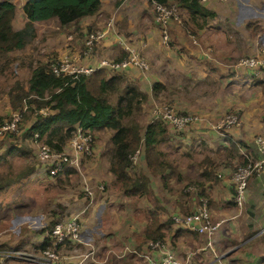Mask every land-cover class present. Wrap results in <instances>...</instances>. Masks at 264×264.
I'll return each instance as SVG.
<instances>
[{"label": "crops", "instance_id": "obj_1", "mask_svg": "<svg viewBox=\"0 0 264 264\" xmlns=\"http://www.w3.org/2000/svg\"><path fill=\"white\" fill-rule=\"evenodd\" d=\"M9 1L14 6L11 25L14 29H20L26 20L22 13V4L24 0ZM201 4L208 10H211L215 13V19H217L216 21H220L221 19L229 20L231 23L229 24L231 28L233 30L240 31L239 33L241 34L246 33V24L253 23L256 25L253 33L258 39V43L260 45H257L255 41V46L253 45L254 48H252V43H249L248 46L240 50L242 56L253 55L261 48V46H264V32L261 34V30H264V0H226L225 2H220L217 0H205L204 2H201ZM179 11L181 12L183 19H186L185 12L181 10ZM103 19H105L104 22H102ZM50 20L54 21V19H49L47 21ZM47 21H41L40 23L45 24ZM101 22L102 26L98 28ZM211 22L209 25H211ZM54 23L56 25L53 26V28L55 27L54 30L56 29V34L58 37L60 36L61 39L57 37L54 39L50 35L43 36L41 33V31H44L43 27H37L38 23L34 22L35 39L33 41H36V51H39L41 46L50 49V51L44 52L42 50V53L35 60L29 59L32 61V66L35 65L36 61H43L44 57H48L49 55H55V60L58 61L66 56H73L75 64L90 66L95 69L103 68L107 74H110V72L106 70L105 67H100L101 61H103L104 57L109 53L111 60L117 59L120 55V52L123 51L127 53V50L124 49V46H126L130 50L139 52L148 64V68L144 71L130 68L124 73L129 80L136 82L139 88L147 93L148 98L150 97L149 99L147 98V100H152V83L159 82L163 86V88L159 91L161 92L162 90L167 89L168 79L177 82V80L173 78V76L176 75H181L183 78L191 79L185 75H189L192 71H195L194 74L197 76L198 80L205 81L208 79L211 82L217 81L218 86H222V88L225 87L226 89L227 86H230L234 90L238 89V91L247 89V87H249V85L253 82H264V79H262L260 76L253 75L249 69L236 66L231 67L232 63H223V61L228 60L218 61L212 58L209 51L215 50V43L211 40V38L208 39V36H204L196 46L192 45L190 40L188 41V39H193V37L197 38L198 33L200 34L207 32L205 28L209 26L196 29L190 25L189 27L192 29L193 33H187L181 23L178 22V24L177 22L171 21L167 26L169 41L166 44H163L160 30L154 22L153 10L152 6L149 4V0H100V8L97 13L83 18L77 23V25L81 28V35L69 32L72 26L64 29L58 27L56 20ZM232 23L234 24L232 25ZM106 24H109V27H106ZM87 25L90 26V29L98 28L101 30L104 27L103 30H105L104 36L100 39L99 44L95 48L97 53L94 54L95 51L91 52V56H84L83 54V50L85 49L83 43L84 32ZM49 44L50 47L48 46ZM221 48L225 50L224 46ZM47 52H50L51 54H47ZM79 52L81 53L82 57H79ZM225 52L226 54H229L230 49L228 48L225 50ZM221 55L222 58H225L223 53ZM51 61L52 60H50V62ZM203 61L206 62L203 63ZM19 67L25 69L23 73L24 76H16V78L20 79L21 81H25L23 82V86H25L30 70L28 67L26 68V62L25 64H21ZM224 71H227V75H223L222 72ZM199 73H202L201 76H198ZM177 88L179 93L186 96L187 93L184 91L182 86ZM159 92L157 93L158 95L160 94ZM196 96L190 97L188 102H191L193 100L192 98ZM3 97L5 96L3 95ZM172 100L174 103V99ZM175 100L177 105L183 107L179 109H182L188 113H195L200 117V119L203 117L205 118L202 120L193 121L178 130L165 125L166 130L169 129L172 130V132L183 133V136L181 137L173 135L170 138H172L174 141H177L178 143L188 146L192 145L193 148L194 146H198V143L200 142L201 145H205V154L207 151L206 155L210 159H212V157L208 155L211 153L210 150L217 147L216 150L219 151V156L222 159L219 160L220 165L216 166V170L213 168V172L215 171L214 173L218 180L213 183L208 181L204 182V191L207 193V198L209 200L207 206L209 209L210 218L212 221L221 220L217 230L210 237V239L213 241L212 243L214 244H210L209 247H206V239L203 235L197 234V238L195 239L191 236V233L185 231L183 232L186 235L185 241L187 240L189 243L185 245L186 249L184 250V253L189 257L192 254L191 250L194 249L193 245H195L196 250H200L203 258L208 255H211L212 257L210 260H205L204 262H207L204 264H215L213 262L217 261L219 264H223L224 261L221 259V257L230 253H234L232 255L234 259H236V264H264V260L262 259V256L264 255V247L261 246L259 242L260 240L258 239V235L260 234V227L258 226L261 225V228L264 226V200L259 195V192L264 190V181L261 179V177H252L251 185H248L250 188H247L246 202L244 203L249 204L251 197L256 194L257 199L255 202H253V212L255 215L252 221V230H255L256 233L244 241L241 240L239 244L233 245L234 240H236L237 233H239L241 230L245 234L248 232L247 224L245 222V217L247 220V213L244 217L239 216L244 207L239 209L232 202L233 191L230 184V174L232 170L229 169L228 163L222 164L223 160L227 159L228 161H233L236 158L238 159L239 156L245 159V161L247 157H257V152L253 143V136L256 134L264 135V113L253 111V102L250 104H244L237 99V101L234 103L238 105L237 109L242 113L241 122L236 126H229L223 130H215L213 127L214 124L211 123L212 119L209 118V115L211 114L213 116V114H222L226 112V107L219 106V108H213V105L203 104L201 102H199L197 105H192L186 104L180 99ZM6 106L8 107L7 97ZM6 112H9L10 114L12 111L6 110ZM149 115L150 119L146 120L145 123L154 120L151 109L149 110ZM204 122L208 123L209 127L206 126ZM28 124L29 123L26 125ZM229 139L236 146L235 152H230V142H228ZM201 140L203 141V144ZM189 141L195 142L191 144ZM3 145H5V143ZM2 149L3 148L1 147L0 150ZM174 150L177 154L193 156L187 154L186 152H181V147L179 144L175 145ZM138 152L137 160L139 159L141 165L140 169L138 166L135 167V169L140 170L142 173H146L141 152ZM25 161L26 158L19 155H11L6 157L5 160L0 161V174L5 172L6 169L8 170L12 167L13 169L15 168V171L20 170L19 168L25 164ZM172 164L174 166V170L178 172L181 177L180 179H169L168 188L162 187L158 177H149V195H152V199H156L157 201L156 211L159 214L160 222L165 221L167 218H171V216L174 214H182L183 207L193 210L197 202L198 189L195 188V185H192L194 188L190 190H185V187L181 189V194L185 196V198L187 197L188 200L182 203L183 207L180 209L173 205L170 206V204L162 201V198H170L171 196H169V194H174L176 189L179 187L178 183L180 180H182L184 175L179 170L180 168L178 165H176V162H173ZM73 169L77 170L74 165L67 166L56 176L50 177L45 174L38 164H36V166H33L32 171L27 175V177L21 178L18 182L2 189L6 194L3 196L1 195V198L7 199L6 196L11 188H19L15 196L11 195L9 197L8 202L3 201L2 203V201H0V231L4 232L5 234V238L0 240V245H4L0 250L11 247L20 248V241L17 240L21 239L22 237L35 242L32 245H39L42 242L46 231L42 228L39 229L42 224L45 225L43 222L44 219L49 221V224H52L56 220L66 217L68 214H78L81 226L83 225V228H80L79 232L80 243L78 248L79 250L84 249L88 252L82 256L81 253H78V257L75 259L73 264H83L88 255L94 259V262L102 263V259L105 257L104 253L108 250V248L120 245L121 241L114 237L113 234L109 235L107 233L105 234L107 235L106 237L102 239L97 238L96 240L92 237L93 233L99 234V232L92 230L91 227H86L87 224L92 221V215L94 214L91 213V210L88 213L86 211L81 212V209L84 205V199L82 198V195L76 198L75 195L72 196L69 194L66 196V200H61L59 196L52 190L53 193H51L50 199L66 208H63L60 213H52L50 211V216H46L45 211L43 212L42 208L46 206L42 203L44 197L41 195V193L45 192L48 194L49 190H51L49 188H53L51 185H49L51 180L55 179L57 181H61V174L65 175L68 172L74 173ZM198 171H200V168ZM91 181H99L103 184V186L105 184L107 185L108 182H115L111 173L107 172L103 174L95 172L94 177L92 178L91 176ZM80 183H82L81 179ZM54 189L58 192L62 190V188ZM2 190H0V192ZM95 194L96 196L102 195L101 198L103 199L107 197L105 190L102 192L96 190ZM47 197L48 195L45 197L46 200L49 198ZM92 203L93 200L91 205ZM98 203H100V201ZM100 204L103 205V203ZM100 204L97 206H101ZM110 213L116 214L117 212L111 211ZM37 224L39 228L34 227V225ZM48 225L46 227H48ZM172 226L173 230L170 232L171 241H169V243L166 237L167 235H165L162 240H159L160 245L158 247H150L148 242L152 240L148 239L143 240L141 245H139L138 240H142L141 233V236L136 239L137 243L135 245V249L134 247H130L131 249H129L128 246L124 247L128 251V254H131L133 257H135V259L142 261L145 264H147L148 259L157 261L164 251H171L174 257H176L181 251V235H179V233H174L176 226L171 223V229ZM85 230H88L89 232H85ZM167 232L168 231H166V233ZM249 239H251V242L246 243ZM174 240H176L175 243L173 242ZM171 244L173 245V249L170 247ZM76 250L73 251L76 252ZM219 250H222V254H220V256H216V251ZM226 251L227 254H224L223 252ZM62 252L64 253V256L62 258L63 260H61V263L65 264L68 262L65 261V259H68L71 255H66L65 250H62ZM214 256L217 258L215 259ZM129 259H132V257ZM175 259L178 260L179 258ZM179 262L180 264H184L180 260ZM191 262L193 264L195 263L194 260H191ZM129 264L133 263L130 262Z\"/></svg>", "mask_w": 264, "mask_h": 264}, {"label": "trees", "instance_id": "obj_2", "mask_svg": "<svg viewBox=\"0 0 264 264\" xmlns=\"http://www.w3.org/2000/svg\"><path fill=\"white\" fill-rule=\"evenodd\" d=\"M153 3L167 6L174 4L178 10L185 12L186 19L179 21L178 13L177 21L187 33H193L190 25L196 29L209 26L215 16V13L205 8L200 0H149L151 6ZM99 8L100 0H24L22 13L26 19L25 23L20 29H14L11 25L14 6L9 0H0V56H5L13 50H22L26 44L30 43L35 36L34 22L54 19L59 28L65 29L72 26L69 32L81 35L82 31L77 23L97 13ZM245 27L255 28L256 25L248 23ZM91 30L87 25L84 37ZM98 44L99 42L95 44L92 52ZM126 55L127 53L122 51L114 60L122 59ZM55 59V55L45 56L43 61H36L34 66L31 64L32 61L28 60L26 67L30 72L25 86L20 79L16 78L15 70L8 72L7 76L13 78L12 82L6 90H0V93L5 92L9 110L20 113L17 122L19 134L16 136L14 132L6 136L9 141L0 151V161L11 155H19L27 159L30 155L27 141L33 135L38 142L48 146L51 150L60 151L71 137L75 127L89 133L109 129L111 130L109 136L111 154L108 170L114 181L118 183L123 196L141 198L148 195L150 193L149 177H158L163 188L169 187V179H180L181 176L174 170L172 161L159 148V144L167 140L165 124L160 120H153L142 126L136 119L148 95L139 88L136 82L125 76V71L132 67L119 72L108 70L110 74H107L103 68L95 69L88 74L55 73L52 68ZM162 88L159 82L152 83L151 94L156 95ZM110 98L114 100L110 101ZM11 113L7 118L0 117V122L9 120ZM26 119L29 124L26 125V123L19 127L20 123ZM228 142H230V152H235V144L230 139ZM136 151L141 152L146 173L132 169L131 156ZM237 160L240 164L245 161L241 156ZM227 163H229L227 159L222 161V164ZM199 165L201 168L198 178L194 181L189 180L187 185H195L198 189L197 198L204 197L208 203L204 182L213 183L218 180L213 172L215 164L208 156H203ZM32 169V163L27 162L19 171L7 170L1 173L0 190L26 177ZM259 195L264 200V190H261ZM256 199V194H254L249 204L246 203L248 232L243 240L256 233L252 230L255 215L253 202ZM191 211L193 210L185 208L182 213ZM147 215L148 222L144 225L142 240H138L139 245L147 239L162 240L166 231L171 229V219L167 218L160 222L156 208L147 210ZM52 224L44 230L50 229ZM177 228L174 233L181 231L194 233ZM250 240L246 243H250ZM46 244H48V239L44 237L36 248H43ZM3 246L0 245V249ZM262 259L264 260V255Z\"/></svg>", "mask_w": 264, "mask_h": 264}, {"label": "rangeland", "instance_id": "obj_3", "mask_svg": "<svg viewBox=\"0 0 264 264\" xmlns=\"http://www.w3.org/2000/svg\"><path fill=\"white\" fill-rule=\"evenodd\" d=\"M124 1H126V0H124ZM178 13H179V21H180L181 19H183V17L181 16V12L179 10H178ZM143 17H144V15H143ZM215 17H216V15L211 20L212 21L211 25H209V27L205 28V30L207 32H203L200 34L198 33L197 38L193 37V39H188V41L190 40L191 44L196 46L204 36H208V39L211 38V40L215 43V45H214L215 50L209 51L211 57L218 60V61L228 60V61H223V63H225V64L232 63L231 67H234L236 65V63L238 62L237 60L244 57L240 53V50L242 48L248 46L249 43H252V46H253L255 41H256L257 45H260L258 43V39L256 38L255 34L253 33L255 28H249V29L245 30V32H246L245 34L244 33L241 34V33H239L240 31H236V30H233L231 28V26L229 25V24H231L229 20L221 19L220 21H216L217 19H215ZM104 21H105V19L102 20V22H104ZM179 21H174V22L178 23ZM54 22H55V20L54 21L50 20V21H47L45 24H42V23H40V21H38L37 27H39V28L43 27L44 31H41L43 36L50 35L54 39L56 37L61 39V37L60 36L58 37V35L56 34L57 31H56V29L54 30L55 27L53 28V26L56 25ZM102 22H101L100 26H98V28H100L102 26ZM217 24H219V25H217ZM233 24L234 23H232V25ZM98 28L92 29L91 31L97 30ZM103 28L101 30H103ZM250 29H252V30H250ZM98 30H100V29H98ZM263 32H264V30L262 29L261 34H263ZM34 39H35V36L30 43L25 45V47L22 49V51L13 50V51H10L9 53L5 54V56H3V55L0 56V90H6L7 87L10 85V83L12 82L13 78H10L7 76L9 71L15 70L16 76H24L23 73H24L25 69H22L19 67L21 64H25V62H27L29 59L35 60L42 53V50L44 52L50 51V49H47L43 46L40 47L39 51H36V49H35V47H36L35 42L36 41H33ZM168 39H169V37H168ZM38 41H40V40H38ZM48 46L50 47V44ZM223 46H224L225 50H227L228 48L230 49L229 54H226L225 50H223L221 48ZM254 46L252 48H254ZM260 49H264V46H261ZM95 53H97V51H95L94 54ZM222 53L224 54L225 58H222V55H221ZM47 54H51V53L47 52ZM79 57H82L80 52H79ZM110 59H111L110 53L104 57V60H110ZM192 61H194V60H192ZM205 62L206 61H203V63H205ZM194 72L195 71H192V72H190L189 75H185L191 79L183 78V77H181V75L173 76V78L175 80H177V82H174L173 80L168 79L167 80L168 86H167L166 90H162L161 92H159L160 93L159 95L158 94L152 95V100H146L142 104L141 111L136 117L139 124L144 126L145 121L150 119L149 110L153 106H161V105L171 106L175 111H178L179 113H184V114L191 115V116L195 115V116H197V119H195L194 121L202 120L205 118V117H203V118L201 117L202 119H200V117L195 113H188V112L183 111L182 109H179V108H183V107H180L179 105H177V103H175L176 102L175 99H180L181 101L185 102L186 104H192V105H197V104H199V102H201L203 104L213 105V108H219V106L226 107L227 108L226 112H224L222 114H213V116L211 114L209 115V118L212 119L211 123H213V124H215L217 122V120L220 119L222 116H224L225 114L230 113V112L237 114V116H239L240 122H241V114L242 113L240 111H238V109H237L238 105L236 103H234L237 101V99L241 103H244V104H250L253 102V105H252L253 109L252 110L264 113V82H262V81L253 82L252 84L249 85V87H247V89H243V91H238L237 88H236L237 90H234L230 86L229 87L227 86L226 89H225V87L222 88V86H218L217 81L211 82L208 79H206L205 81L198 80L197 76H195ZM222 73H223V75H227L226 74L227 71H224ZM201 74L202 73H199L198 76H201ZM260 77L262 79H264V72L260 74ZM23 82H25V81H22V83ZM179 86H182V88H184V91L187 93L186 96L179 93V90L177 88ZM235 87H237V86H235ZM192 93H195V94H192ZM3 95L5 97H3ZM192 96H196V97L192 98L193 100L191 102H188V99ZM172 99H174V103H173ZM113 100H114V98H110V101H113ZM6 110H9L8 107L6 106V94H5V92H1L0 93V117H2V118L8 117L9 112H6ZM242 111H243V109H242ZM263 120H264V116H263ZM27 122H28V119L24 120L22 123H20L19 127L25 125ZM191 122H193V121H191ZM205 125L209 127L208 123H205ZM18 134H19L18 131H16L15 135L18 136ZM89 134L92 138V143H91L92 152H91V154L89 156H85V155L80 156L79 163H78V169L77 170L73 169L74 173L68 172L65 175L61 174V177H62L61 181H57L55 179H52L51 183L49 185H51V187H53V188H49L51 190L48 189L49 190L48 194L45 192L41 193V195L44 197V199L42 200V203L46 206V207H43L42 209H43V212L45 211L46 216H50V211L52 213H55V212L60 213V211H62L63 208H66V207L61 206L58 203H55L54 200H51L50 199L51 193H53V192L56 193L61 200H66V196H68L69 194L72 196L75 195L76 198H78L80 195H82V192H83L82 189H78V188H83V186L86 185L90 190L95 189V191H96L97 190L96 185L102 184L99 181H97V182L91 181V176L93 178L95 172L101 173V174H103L105 172L110 173L108 170V163H109L110 154H111V143H110V139H109V136L111 134V130L102 129V130L91 132ZM173 135L181 137V136H183V133L182 132L181 133L172 132V130L168 129L167 130V138H166L167 140H166V142L160 143L159 148H160V150H162V152H164L166 157L172 161V163L176 162V165H178V167L180 168L179 170L182 172V174H184L183 175L184 178L182 177V180H180V182L178 183L179 187L176 189L174 194H169V196H171L170 198H162V201L167 203V204H170V206L173 205V206L180 209L181 207H183L182 203L184 201L188 200L187 197L185 198V196H183L181 194V189L186 187V186H189V185H187V182L189 180L194 181L195 179L198 178V172H199L198 169L201 168V166H199V161L203 155L207 156L206 155L207 151L205 154L206 147H205V145H201L200 142L198 143V146H194V148H193L192 145L188 146V145H185L182 143H178L177 141H174L172 138H170ZM257 135H260V134L254 135L253 138ZM262 136H264V135H262ZM8 141H9V139L6 137L3 139H0V148L1 147L4 148L6 146V144L8 143ZM194 142L195 141H189V143H191V144H193ZM201 142L203 144L202 140H201ZM4 143H5V145H3ZM177 144H179V146L181 147V152H186L187 154L193 155V156H187L184 154H177L174 150L175 145H177ZM27 146L30 149V155H29V157H27V159L24 163L26 164L28 162V163H32L33 166H36V164H38V159H37V156L35 153V151H37V147L30 140L27 141ZM216 148L211 149L210 150L211 153L208 154L210 157H212V160L215 164L214 170H216V166L220 165L219 160H222L221 157L219 156V151H217ZM178 152H180V151H178ZM237 164H240V161H238L237 158L233 161H229V163H228L229 169L232 170L234 168V166ZM140 165H141V163L139 162V159L137 160V155H136L134 158V161H133V167H132L133 171L135 170V167H137V166L140 169ZM23 166H21V168H19V169L21 170L23 168ZM14 169L12 167L11 169H8V170L15 171ZM6 171H7V169H6ZM17 171H19V170H17ZM26 177H27V175H26ZM260 177L264 181V176H260ZM80 179H81L82 183H80ZM251 182H252V177L249 178V180L247 181V188H250V187H248V185H251ZM54 188H62V190L58 192ZM18 189L19 188H14V187L11 188L10 191L8 192L7 196H6L7 199L1 198V195L3 196L6 194L5 191L2 190L0 192V201H2V203H3V201L8 202L9 197L11 195L15 196L16 193L18 192L17 191ZM52 190H53V192H52ZM104 190H105V193H107L106 194L107 197L105 199L101 198L102 195L96 196L95 191L92 190L94 192L93 193L94 194L93 203H92V205L90 204L88 206V209H86L85 211L88 213L91 210V213H93L94 215H92L93 216L92 221L90 223H88L86 227H91L92 230L99 232V234H96V233L92 234V237L95 240L97 238L102 239V238L106 237L107 235H105V234L108 233L109 235L113 234L114 237L118 238V240L121 242H120V245L112 246L111 248L110 247L108 248V250L104 253L105 257L102 259L103 260L102 263L101 262H99V263L94 262V259L91 258L90 255H88L87 259L84 261L83 264H129L130 262H132L133 264H145L144 262L135 259V257H133L131 254H128V251L126 250V248L124 246H128L129 249H131L130 247H134V249H135V245L137 243L136 239L141 236L144 225L148 222L147 210H149L153 207L157 208L156 199H152V195L150 196L149 194L146 196H142L141 198H138V199H135L134 196H132V197L123 196L119 187H118V183H116V182H108L107 185L106 184L104 185ZM100 192H102V191H100ZM47 195L49 198L47 197L48 199L46 200L45 197ZM108 195H110V196H108ZM99 201H100V203H103V205L98 203ZM85 202H86V200L84 199V203ZM245 202L246 201H244V203ZM98 204H100L101 206H97ZM243 205L246 206V204H243ZM245 206H243L244 208L241 211V213L239 214L240 217H244L245 214L247 213V211H246L247 206L246 207ZM184 209H185V207L182 208V210H184ZM57 210H59V211H57ZM85 211H82V212H85ZM111 211H114V212L116 211L117 213L116 214L110 213ZM182 214H185V212ZM43 222L45 223V225L42 224L40 228L38 227V224L34 225V227L39 228V229L46 228V226L49 224L48 223L49 221H46L44 219ZM245 222H246V217H245ZM80 226H81V223H80ZM258 227H260V230H259L260 234L258 235L259 236L258 239L260 240L259 242H260L261 246L264 247V226H263V228H261V225ZM80 228H83V225ZM172 230H173V226H172V229L166 233L168 243H169V241H171L170 232ZM85 232H89V231L85 230ZM92 232H94V231H92ZM183 232H185V231H183ZM183 232L182 231L179 232V235H181L180 244L182 246H181L180 254L175 257L177 259L179 258L177 260L178 262L180 260L184 264H193L191 262V260H194L195 261L194 264H204L207 262V261L204 262L205 260H210L212 258L211 255H208L205 258H203L202 253L200 252V250H196L195 245H193L194 249L191 250L192 254L188 257V255L184 253V250L186 249L185 245L187 243H189V241H187V240H186L187 242L185 241L186 235ZM101 233H102V236H101ZM244 234L245 233H243L242 230L239 233H237L236 240H234L233 245L239 244L241 242V240H243ZM191 236L195 239L197 238L196 233H191ZM4 238H5L4 232L0 231V240H3ZM176 240H177V238H176ZM176 240H174L173 242L175 243ZM17 241H20V243H19L20 248H15V249H21L23 252H27V253H34L35 245H32V244L35 242H33L32 240H27L24 237H22L21 239H19ZM212 242H213L212 239H210V244H214ZM28 245H30V246H28ZM70 245L71 244H65L60 249L61 260H63L62 258L64 256V253L62 252V250L66 251V255H71L68 259H65V261H68L65 264H73L75 259L78 257V253H81V256H82L83 254H85L87 252V250H84V249L79 250V248H78L79 243H76V245H71V246ZM212 246H215V245H212ZM170 247L173 249L172 244L170 245ZM12 248H14V247H12ZM73 250H76V252ZM2 251L3 250H0V252H2ZM221 252H222V250L216 251V256H220V254H222ZM223 253L227 254V251L223 252ZM232 254H234V253H230V254H227V255H224L223 257H221V259L224 261L223 264H236V259H234ZM131 257H132V259H129ZM192 257H193V259H192ZM216 258L217 257H215V259ZM95 260H96V258H95ZM127 260H130V261H127ZM213 263L219 264L218 261L213 262Z\"/></svg>", "mask_w": 264, "mask_h": 264}, {"label": "built area", "instance_id": "obj_4", "mask_svg": "<svg viewBox=\"0 0 264 264\" xmlns=\"http://www.w3.org/2000/svg\"><path fill=\"white\" fill-rule=\"evenodd\" d=\"M124 1V0H123ZM205 0H200L204 2ZM225 2L226 0H217ZM154 22L160 30L161 40L163 44L168 42L167 26L171 21L178 20V9L174 4L169 6L162 4L152 5ZM109 27V24L105 25ZM105 30H94L85 34L83 43L85 49L83 50L84 56H89L95 44L104 36ZM126 57L115 60H103L100 67L111 72L124 71L128 67L136 68L144 71L148 68V64L143 56L137 52L128 49ZM236 67L246 68L251 70L255 76H260L264 72V49H259L253 55L244 56L237 60ZM74 63V57H64L59 61L56 60L53 65L55 73L62 72L67 74L84 73L88 74L95 70L90 66L77 65ZM154 120H160L163 124L178 130L191 121L197 119V116H191L184 113L175 111L171 106H153L151 108ZM20 113L13 111L9 120L0 122V138H5L9 133L17 131V122ZM240 123V118L237 114L230 112L222 116L213 125L215 130H223L229 126H236ZM32 141L37 147L35 151L38 165L42 168L47 176H56L62 169L67 166L74 165L78 169V158L82 155L89 156L92 152V138L89 132L75 127L72 135L63 145L60 151L51 150L48 146L38 142L33 135ZM253 143L257 152V157L246 158V161L237 164L231 171L230 184L232 186V202L241 209L243 208L244 201H246L247 194V181L249 178H259L264 176V136L257 135L253 138ZM137 152L131 156L133 163ZM192 186H186L185 190L192 189ZM96 189L99 191L104 190L102 184H97ZM82 197L86 200L83 205L82 211L88 209L94 198L95 189L90 190L86 185L82 188ZM171 222L178 228L192 231L196 234L203 235L206 239V247L210 246L209 239L212 234L217 230L221 220L212 221L207 206V200L204 197L197 198V202L193 211L185 214H174L171 216ZM80 220L78 214H68L66 217L53 222L50 229L46 230L44 237L48 239V244L43 248L34 247V253L23 252L21 249L9 248L0 252V264H62L60 257V249L65 243L76 245L80 243ZM43 237V238H44ZM150 247H158L159 241H149ZM147 264H180L171 251H164L157 261L148 259Z\"/></svg>", "mask_w": 264, "mask_h": 264}, {"label": "clouds", "instance_id": "obj_5", "mask_svg": "<svg viewBox=\"0 0 264 264\" xmlns=\"http://www.w3.org/2000/svg\"><path fill=\"white\" fill-rule=\"evenodd\" d=\"M12 248V247H11ZM5 249H9V248H5ZM5 249H2V250H5Z\"/></svg>", "mask_w": 264, "mask_h": 264}]
</instances>
